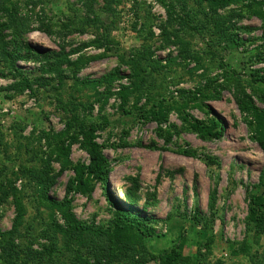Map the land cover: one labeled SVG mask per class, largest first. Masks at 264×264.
<instances>
[{"label": "rangeland", "instance_id": "374dc122", "mask_svg": "<svg viewBox=\"0 0 264 264\" xmlns=\"http://www.w3.org/2000/svg\"><path fill=\"white\" fill-rule=\"evenodd\" d=\"M223 1L0 0V7L10 9L9 15L0 12V23L19 27L17 35L4 33L8 43L21 45L26 58L16 66L30 84L0 76V197L13 188L23 204L12 242L28 252L27 264H161L175 247L174 264H264V210L258 222L247 224L249 195L264 169L249 124L252 111L264 114V0ZM144 50L156 62L136 60ZM48 52L87 60L79 80L116 69L121 78L107 87H83L66 64L60 76L42 71L40 54ZM132 72L143 85L123 101L118 93L132 86ZM158 103L168 110L165 122L149 114ZM212 119L225 126L218 140H203L186 124ZM67 124L63 146L77 137L69 148L71 165H88L79 129L97 125L94 141L109 166L105 187L93 182L88 196H68L76 219L107 228L117 200L133 217L157 220L146 224L151 236L130 239L134 243L121 260L83 238L68 244L58 209L43 201L37 179L19 172L33 168L40 177L55 175L46 195L62 201L73 172L61 171L51 152L55 142L45 135L52 138ZM131 179L138 187L134 201L126 196ZM9 193L0 199L1 232L11 230L16 218ZM0 264L25 262L0 247Z\"/></svg>", "mask_w": 264, "mask_h": 264}, {"label": "trees", "instance_id": "16d2710c", "mask_svg": "<svg viewBox=\"0 0 264 264\" xmlns=\"http://www.w3.org/2000/svg\"><path fill=\"white\" fill-rule=\"evenodd\" d=\"M209 1L211 2L214 0ZM228 1L230 0H225L221 3L226 4ZM1 11L7 12V15L10 14V9H5L4 6L0 7V12ZM7 29H11L12 32L15 33V35L19 33V27L12 21L9 20V23H0V76H11L14 79H19L22 86L29 87L30 84L26 76L23 75L22 71L18 68V66H16V62L26 58V55H20L18 47H20L21 45L17 43L14 44L13 41L11 42L13 43L11 45L6 41V35L4 32ZM40 30L47 32V34L50 33L48 25H42ZM9 45H11V47ZM96 46L100 47V45ZM82 47L84 48L86 47V45H83ZM40 56L41 60L44 63V65L42 66V71L53 73L55 76H60V65L66 64L71 69L70 71H72V78L74 82L83 87L94 88L102 84H105L107 87L110 86L113 81L121 78L118 69H116L99 79L79 80L76 78V74L82 67L85 66L86 62H88L87 60H83L82 57H78L76 60L70 61L68 57L62 52L41 53ZM96 58L97 57H93L91 59L95 60ZM135 59L142 60L148 63L156 62L153 53H151L149 50H144L143 52L138 51ZM1 69H5L7 72L2 71ZM130 79L132 81V86L121 87L118 93L123 101H126L127 97L131 93V89H135L136 87L137 89H139L143 85L141 81L142 78H140L136 73H133L132 76H130ZM136 81H138V84L136 83ZM108 90L109 89H107L105 92L107 93V95H111V93H108ZM237 103L240 106L242 105V102L238 99ZM240 108L243 110L244 107ZM244 110L248 112L250 109L245 108ZM149 114L152 119L159 122H165L168 110L166 107L161 105V103H158V105H153V108L151 109ZM249 115H251L252 117L251 121L249 122L251 126L252 138L261 148V151L264 155V114H259L256 111L254 114V112L252 111ZM186 124L190 131L196 133L203 140H218L223 136L225 129V126L220 119H212L208 121L207 124L192 122L190 123V121H188ZM69 128L70 125L67 124L65 131L52 136V138L48 137V135H45L49 142H55V145L51 152L56 155V160L61 161V171L71 168L73 172V178H71L67 182L65 189V198L62 201L48 198L46 195V191L54 183L55 175L52 177L45 174L43 177H40L33 168H22L19 172L24 177L30 176V179L32 181L36 182L37 179L38 191L43 201L51 204L58 209L66 225V229L64 230V237L68 244H71L73 240H76L77 238H83L86 241L88 240L89 242L96 243L100 246V248L107 249L113 258H116V260H121V258L124 256L123 254H127L129 246L134 243V241L130 239L134 238L135 242H138L137 240L141 239L142 237L151 236L152 231L146 227V224L150 222H157V220L147 217L144 219L133 217L132 212L117 200H112V204L115 210L113 211V218L107 228L94 227L93 225H88L76 219V217L71 212V200L68 199V196L72 193H79L88 196L93 190V182L101 183L105 187V185H107L109 181V166L107 159L101 151V146L94 141L96 138L95 128H97V125H90L88 127L81 126L79 129V135L81 136L80 146L88 155V165H83L80 163H77L74 166L71 165L69 161V148L72 144H74V142H77V137H70L71 139L67 146H63V140H61V138L67 137ZM1 152L3 153V155H5L6 149H2ZM179 153L185 156H193V153L187 150H180ZM1 174L2 170H0V176ZM131 181L133 183V187L128 189V191L126 192V196L129 200L134 201L137 198L135 192L137 191L138 187L134 179H131ZM260 188L263 189L260 190ZM255 189L256 193L249 195L250 197L248 205L247 224L252 221L258 222L261 219L257 217L259 215V211L264 210V169H262L260 173L259 184L255 187ZM9 192H11V194L14 196L16 218L11 230L7 232L0 231V239L2 242L0 247L3 249L4 253H10V255L12 257H15V259H20L21 262L23 261L25 262V264H27L29 262L28 252L24 251L17 245H14L12 242L18 232V227L22 221L25 209L22 202L20 201V198L17 196L13 188L11 191H6L3 193V199L2 196L0 197V199H2L1 202H3V200L7 198V196L10 194ZM209 199V205L212 208L214 207L216 201L215 191L210 193ZM131 225H133L134 227L129 228V226ZM177 249L178 248L175 247L171 250L170 254L166 256V258H161V264H174L179 256Z\"/></svg>", "mask_w": 264, "mask_h": 264}]
</instances>
